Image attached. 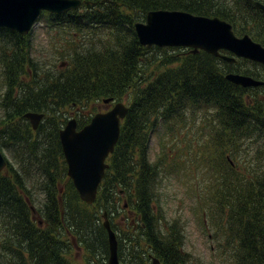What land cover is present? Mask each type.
Instances as JSON below:
<instances>
[{
    "label": "trees",
    "instance_id": "obj_1",
    "mask_svg": "<svg viewBox=\"0 0 264 264\" xmlns=\"http://www.w3.org/2000/svg\"><path fill=\"white\" fill-rule=\"evenodd\" d=\"M82 1L85 5L79 11L46 15L47 27L65 40L57 55L67 64L54 76L50 70L36 68L32 33L20 36L0 28L1 62L7 83L0 142L2 147H15L19 159L18 167L9 162L8 170L0 174V248L4 253H0V264H70L67 256L73 240L84 242L93 255L101 257L102 264L107 263L105 228L100 226L97 212L91 214L82 206L66 176L59 142L65 119L59 113L67 106L78 108L88 101L109 97L120 100L127 93L132 95L130 110L109 158L111 172L97 199L100 211L109 215L112 229L119 233L120 261L151 264L157 259L161 264H202L185 250L183 230L178 223L165 220L160 207L159 182L167 179L174 161L167 156H161L158 163L150 161L152 135L171 128L176 121L182 122L190 111L201 110L208 114L205 129L213 132L218 161L212 200L234 245L233 262L264 264V170L257 164L256 170L248 172L250 166L243 158L244 168L238 172V162L233 159L252 136V128L264 126V88L243 89L226 79L229 72L258 79L264 74L248 72L244 67L247 61L230 65L205 52L192 55L186 50L189 58L181 62V53L177 56L160 48H143L134 29L151 10H183L224 19L237 35L248 33L264 45V11L254 6L255 1L264 4V0H234L235 8L227 5L228 0ZM91 28L112 34L105 40L75 41ZM151 51H163L164 58L157 60ZM175 62L181 63L178 68L172 65ZM25 78L30 80L26 83ZM27 112L46 115L38 131H33L25 119ZM165 159L168 165L162 173ZM33 171L42 175L34 183L44 197L39 210L45 218L44 228L35 225L25 204L33 194L34 185L29 181ZM119 212L124 213L122 224L115 221Z\"/></svg>",
    "mask_w": 264,
    "mask_h": 264
},
{
    "label": "rangeland",
    "instance_id": "obj_2",
    "mask_svg": "<svg viewBox=\"0 0 264 264\" xmlns=\"http://www.w3.org/2000/svg\"><path fill=\"white\" fill-rule=\"evenodd\" d=\"M227 5L231 6V8H235L234 0H228ZM45 24L46 23L40 19L39 23L32 31L34 42L32 57L38 64L36 68H41L44 71L50 70V72H53L50 73V75L54 76L58 74L57 71H59L60 68H63L67 64V62L62 63L57 55V49L65 45V40L62 41L60 39L57 31L50 32ZM90 34L91 33H88L87 36L83 38L90 41L88 37ZM61 35L64 36V34ZM81 38L82 37L76 38L75 41H79ZM51 39L53 40L50 41ZM69 40H72V38H69ZM163 50H166L165 52L171 55L179 56V53H181V62L189 58L186 49L165 48ZM151 55L153 57L156 56L157 60H159V58H164L163 51H151ZM180 64L181 63L178 64L177 62L172 63L176 68H178ZM260 70V73L264 74V70ZM236 74L240 75L239 73ZM50 75L49 78H51ZM24 80H26L25 82L27 83L30 78H25ZM6 90L7 83L4 66L0 62V131H2V127H4L3 119L6 117L4 109L6 107L3 105ZM104 100L103 98V100L88 101L84 103V106L81 105L78 108L67 106L60 109L59 114L65 121L71 119H76L77 121L86 120L90 118L88 117L90 114L93 117L95 114L105 112L113 107L114 103L107 104ZM129 100L130 96L128 95L122 98V101L126 105L129 104ZM204 114L206 113L201 110L190 111L182 122L176 121L171 128L165 127L160 130L159 133L153 134L151 138L150 161L158 163L161 160V156H167L170 159L169 161H171V159L174 161V168L168 172L167 179H163L162 182H159L161 186L159 187L158 195L165 220L178 223L179 228L183 230L185 250L190 252L194 258L202 264H234L235 253L232 249L234 245L228 240L227 230L224 228V219L217 216V208L215 207L214 200H212V193L215 186L213 178L215 173L214 166L218 164V161L215 160L216 151L213 148L214 144H212L213 132L211 129H205ZM15 123L20 124V126L22 125L17 120ZM256 132L257 133L253 135L260 139V145H264V132ZM2 144L3 143L0 142V148L8 161L15 167H18L19 159L17 158L15 147H2ZM257 148L256 146L251 149H241L239 153L236 152L233 154V159L238 162V172L244 168L243 158L248 161V166H250V169H247L248 172L256 170L257 164L264 170V154L261 155V153L264 152V147L260 150H257ZM227 150H230V148ZM257 154L261 156L257 157ZM60 160H62V158H60ZM257 160H259V162ZM167 165L168 161L165 159L161 165L162 173L163 170L165 172ZM37 179L38 171H33L29 181L34 184ZM32 191V198L27 200L28 206L36 208L35 215L33 216L34 222L36 224L41 222L42 225H44L45 218L40 217L37 212V208L42 205L44 197L37 192L35 184ZM93 210V206L89 207V212ZM160 212L159 210L157 213L161 214ZM119 213V215L117 214L115 216V221L118 224H122L124 213ZM130 215H132V213H130ZM96 216L102 227L104 220L102 218L103 212L100 211V206ZM70 228H72V226H70L69 229ZM85 232L87 234V231ZM81 235L85 237V233ZM83 244L86 245L84 242ZM82 245H80V243L73 245L68 255V260L71 263L102 264V261H100L101 257L98 258L96 254L90 256L88 252L86 255L90 259L85 260L86 257ZM0 253H3L1 249ZM104 256H106L105 253H103V257ZM0 263H3L1 259Z\"/></svg>",
    "mask_w": 264,
    "mask_h": 264
},
{
    "label": "water",
    "instance_id": "obj_3",
    "mask_svg": "<svg viewBox=\"0 0 264 264\" xmlns=\"http://www.w3.org/2000/svg\"><path fill=\"white\" fill-rule=\"evenodd\" d=\"M78 0H0V28L20 35H27L43 11L62 13L76 10ZM264 10V4L255 2ZM136 33L143 46L151 48H191L193 53L203 50L220 56L222 49L233 52L264 65V48L246 35L238 39L232 26L218 17L195 16L181 11H158L148 14L146 23H137ZM227 62L233 58L220 56ZM227 79L242 87H257L263 82L241 75H228ZM110 100H106L108 103ZM128 108L118 103L106 113H98L82 130L77 131L76 120H71L60 132L61 144L68 162V175L73 179L81 199L87 203L96 200L97 188L108 165L105 160L114 151L120 136V123L126 117ZM43 114L26 113L34 129H37ZM7 161L0 150V173ZM110 259L108 264H120L117 240L109 226Z\"/></svg>",
    "mask_w": 264,
    "mask_h": 264
}]
</instances>
